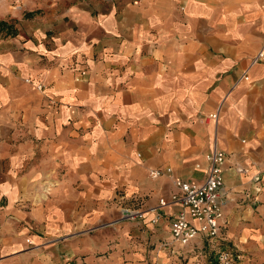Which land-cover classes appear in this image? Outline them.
<instances>
[{
    "label": "crops",
    "instance_id": "1",
    "mask_svg": "<svg viewBox=\"0 0 264 264\" xmlns=\"http://www.w3.org/2000/svg\"><path fill=\"white\" fill-rule=\"evenodd\" d=\"M263 39L264 0L0 10V264H189L194 249L211 254V239L198 236L188 257L169 243L179 205L157 199L174 177L201 181L212 146L225 153L218 238L260 251L264 61L251 59Z\"/></svg>",
    "mask_w": 264,
    "mask_h": 264
},
{
    "label": "built area",
    "instance_id": "2",
    "mask_svg": "<svg viewBox=\"0 0 264 264\" xmlns=\"http://www.w3.org/2000/svg\"><path fill=\"white\" fill-rule=\"evenodd\" d=\"M251 61H264V39ZM241 77L246 79L247 75L242 73ZM216 113L212 111L208 113V117L215 118ZM224 155L223 150L212 146L206 154L207 167L201 181L174 177L171 181L173 190L166 197L159 196L157 199L158 206L166 203L179 205V209L168 220V231L169 243H176L181 250L193 251L198 236L212 241L219 237L224 222L219 197V189L222 185L221 163ZM169 170L168 166L164 169L151 168L148 170V175L155 177L162 171ZM240 258L241 254L235 247H219L212 252V257L207 261L197 257L189 264H237Z\"/></svg>",
    "mask_w": 264,
    "mask_h": 264
},
{
    "label": "rangeland",
    "instance_id": "3",
    "mask_svg": "<svg viewBox=\"0 0 264 264\" xmlns=\"http://www.w3.org/2000/svg\"><path fill=\"white\" fill-rule=\"evenodd\" d=\"M38 1H41V0H0V10H3L4 8L11 9L13 7H16V8H23L26 6L31 7L35 5L36 3H38ZM220 241L221 240L217 238L213 240L212 242H210L211 244L212 243L214 244L212 245L213 249L211 251L216 250L219 247L221 248V247L231 246V244H226V243L221 244ZM212 246L210 247L212 248ZM233 247L238 249V251L241 254V258L237 264H264V247L261 248L260 251L256 250L254 246L239 247V246L233 245ZM194 251H195L194 254L196 253L198 258L205 259V261H207L208 258L212 257V253L208 254V251L204 250L203 248L194 249ZM183 252H184V255L187 257L189 256L188 254L193 253V251L189 252L187 250H184ZM179 261L183 263L185 262V260L182 257L179 258Z\"/></svg>",
    "mask_w": 264,
    "mask_h": 264
}]
</instances>
